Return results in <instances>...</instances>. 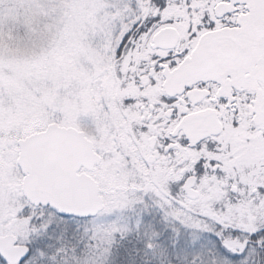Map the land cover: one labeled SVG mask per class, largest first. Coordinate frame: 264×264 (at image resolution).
Instances as JSON below:
<instances>
[{
    "label": "snow or ice",
    "instance_id": "6c2138e0",
    "mask_svg": "<svg viewBox=\"0 0 264 264\" xmlns=\"http://www.w3.org/2000/svg\"><path fill=\"white\" fill-rule=\"evenodd\" d=\"M0 264H264V0H0Z\"/></svg>",
    "mask_w": 264,
    "mask_h": 264
}]
</instances>
